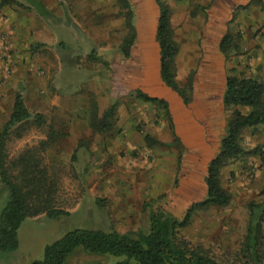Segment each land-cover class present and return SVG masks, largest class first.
I'll list each match as a JSON object with an SVG mask.
<instances>
[{
  "label": "rangeland",
  "instance_id": "374dc122",
  "mask_svg": "<svg viewBox=\"0 0 264 264\" xmlns=\"http://www.w3.org/2000/svg\"><path fill=\"white\" fill-rule=\"evenodd\" d=\"M43 1L33 5V0H0V132L18 92L33 115L45 116L41 125L33 118L13 129L7 144L9 160L36 150L40 166L58 184L55 205L68 215L27 218L18 230L19 249L0 251V264L41 260L48 244L76 228L146 230L149 215L157 208L182 218L190 205L206 196L207 166L226 132L231 112L223 103L228 70L264 82L260 4L162 0L170 9L178 46L177 82L186 87L194 75L189 110L205 126L201 131L213 148L209 156L200 155V160H207L201 165L191 149L173 142L165 111L132 94L136 89L132 72L139 64L135 55L128 59L120 50L129 34L122 2ZM227 30L235 40L228 58L219 49ZM92 51L102 59L90 57ZM114 103L113 129L98 132L92 127L95 106L100 120ZM211 112L215 122L208 126L206 116ZM51 133L58 139L42 145ZM145 134L163 144L149 146ZM243 145L264 151V125L247 129ZM222 183L232 194L231 204L197 211L179 237L202 246L222 264H246L250 258L240 250L250 204L264 200L260 157L246 156L229 164ZM8 200L9 190L0 180V213ZM118 259L79 249L68 264H114Z\"/></svg>",
  "mask_w": 264,
  "mask_h": 264
},
{
  "label": "trees",
  "instance_id": "16d2710c",
  "mask_svg": "<svg viewBox=\"0 0 264 264\" xmlns=\"http://www.w3.org/2000/svg\"><path fill=\"white\" fill-rule=\"evenodd\" d=\"M118 1L127 8L124 15L129 28V34L124 38L120 50L125 58H130L137 37L133 5L130 0ZM215 1L211 0L210 4ZM253 1L260 4L264 10L263 0L251 2ZM157 4L160 16L156 38L160 47L161 78L168 87L179 94L188 107L193 99L194 75L191 76L186 87L178 84L175 71L178 46L174 39L171 12L162 0H157ZM209 7L210 5L203 9ZM234 41L232 32L227 30L219 42V49L227 58L230 50L233 49ZM90 55L92 58L102 59L95 51ZM103 62L107 64L106 61ZM225 83L223 103L231 112L219 150L207 166L204 178L206 196L202 200L190 205L182 218L161 208L152 210L146 230L122 233L115 228L109 230L76 228L48 244L43 259L29 264H68L69 258L79 249L96 256L120 258L114 264H222L202 246H193L188 240L180 238L179 232L191 224L197 211L211 207H227L231 204L232 194L222 183L223 170L229 164L242 157L257 155L261 159L264 171L263 149L259 146L246 149L243 145V135L247 129L264 125V82L244 74H237V70L233 68L228 70ZM132 94L137 99L165 111L173 142L184 149L185 146L176 133L168 101L151 96L139 88L134 89ZM96 108L95 106L92 127L98 132L113 129L112 119L116 115L117 103L105 111L100 120H97ZM33 118L37 125L45 122V116L40 113L33 115L25 104L23 94L16 93L11 115L0 132V180L9 190V200L0 213V251L2 252H16L19 249L18 230L27 218L44 214L49 218L59 219L63 215H68L67 211L55 205L58 184L48 174L47 169L40 166L36 150L28 149L10 163L7 144L11 132L16 127L29 123ZM57 139L58 135L51 133L42 145ZM144 140L149 146L163 144L150 134H145ZM181 161L182 157L179 158V162ZM12 168L16 169L18 174L14 175ZM262 195H264V187ZM263 224L264 200L258 204L251 203L247 235L240 250L244 258H250V262L246 264H264Z\"/></svg>",
  "mask_w": 264,
  "mask_h": 264
},
{
  "label": "crops",
  "instance_id": "0c3cea01",
  "mask_svg": "<svg viewBox=\"0 0 264 264\" xmlns=\"http://www.w3.org/2000/svg\"><path fill=\"white\" fill-rule=\"evenodd\" d=\"M36 1L44 2L43 0H33V5ZM130 1L134 7V24L137 34L130 57L132 59L135 55L139 64L138 68L132 72L136 88L142 89L151 96L168 101L177 135L181 138L184 146L194 152V159L199 162L202 161L200 163L202 165L207 160H200V155L203 157L209 156L211 150H213L212 144L207 142L205 134L201 131L205 126L203 127L197 123L196 118L189 110L191 105L187 107L179 94L168 87L161 78V55L156 38L160 16L157 0ZM206 120L207 122H204L208 126L215 122L212 112L208 113Z\"/></svg>",
  "mask_w": 264,
  "mask_h": 264
}]
</instances>
